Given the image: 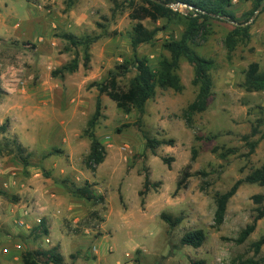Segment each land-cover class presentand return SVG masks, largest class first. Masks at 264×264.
<instances>
[{"label": "rangeland", "instance_id": "obj_1", "mask_svg": "<svg viewBox=\"0 0 264 264\" xmlns=\"http://www.w3.org/2000/svg\"><path fill=\"white\" fill-rule=\"evenodd\" d=\"M67 1L0 0V126L7 127L0 130V264H23V250L54 246L66 264H264V246L259 253L254 246L264 238V219L244 243L237 242L253 223L261 206L253 197L264 196V187L243 184L228 203L223 224L215 222L217 194L264 164V139L250 156L243 140L258 118L255 108L264 107V90L249 92L244 86L255 66L264 72V0H232L237 18L251 25L250 40L234 51L225 43L233 23L210 20L198 39L196 52L214 62V87L208 109L191 124L183 112L197 88L186 60L179 71L184 90L157 88L143 114L127 113L101 96L95 134L106 159L96 172L84 164L91 144L84 131L99 95L92 84L135 57L156 70L169 56L164 44L182 37L188 10L181 4L172 7L180 12L176 20H144L156 35L134 49L136 21L130 14L142 0H78L71 8ZM66 34L94 39L89 68L83 66L84 50L72 48ZM77 55V72L63 80L51 76ZM135 75L134 69L121 75L120 86L126 88ZM145 136L167 143L154 155ZM15 141L31 154V169L21 168ZM216 147L237 154L223 160L213 152ZM163 158L172 160L170 166ZM8 166L12 171L2 172ZM71 183H89L104 200L73 197L66 188ZM162 214L182 221L171 227ZM197 230L206 235L203 245L183 246L185 234Z\"/></svg>", "mask_w": 264, "mask_h": 264}, {"label": "trees", "instance_id": "obj_2", "mask_svg": "<svg viewBox=\"0 0 264 264\" xmlns=\"http://www.w3.org/2000/svg\"><path fill=\"white\" fill-rule=\"evenodd\" d=\"M78 0H68L66 5L68 8L74 6ZM141 4H136L132 7L130 17L136 21L131 37L132 46L137 49L140 45L153 41L156 31L147 28L143 21L146 19L156 23L161 19L176 20L180 16V12L174 10L170 5H186L188 12L185 15L186 29L178 41H172L164 44L165 49L169 53L168 57L162 58L156 70L152 69L148 61L144 58L135 57L132 61H127L116 66V71L110 72L109 76L102 82H95L92 87L98 91V99L96 110L91 119L88 121L87 129L84 135L89 138L90 151L84 160L85 166L92 172H96L98 167L105 162L106 149L103 144L97 139L95 134L96 126L102 116L101 96L105 95L116 103L119 109L130 113L137 111L140 114L145 113L146 104L149 100L156 96L157 88L163 90H174L182 92L184 85L180 77L179 71L182 60H186L193 66L194 78L193 85L197 88L195 99L187 106L183 112V117L188 125L191 124L193 118L205 112L209 107V102L213 95V78L212 71L214 70V62L207 59L196 52L194 46H197L198 39L204 35L210 20L219 19L235 24V28L227 35L225 43L230 52L234 51L239 43L249 41L251 38V25L246 24L248 20L237 18L233 11L232 0H142ZM261 2V0H260ZM259 2V3H260ZM261 6V4H259ZM64 38L69 41L72 48L81 47L84 50L83 66L89 68L91 63V55L89 53L90 45L94 39L85 38L77 39L73 35L66 34ZM80 59L78 55L68 64L52 71L51 76L63 80L67 74H73L79 70ZM136 70V75L130 80L126 88L120 86L119 77L125 75L132 70ZM245 88L249 92H259L264 90V72H259L258 66L254 70L249 71L246 75ZM2 91L0 89V95ZM1 101V98H0ZM258 118L252 127L251 133L243 137L249 152L248 156L255 153L260 141L264 139V107L258 106L255 108ZM129 125H125L128 127ZM6 126H0V130L6 131ZM121 131L120 129L118 130ZM259 136L257 140L253 138ZM146 149L150 150L154 155L156 150L165 141H160L155 138L145 136ZM201 139V138H199ZM212 137L206 138L210 141ZM17 148V159L24 167L30 165L31 154L19 142L15 141ZM213 152L218 156L227 160L229 157L236 155L235 149H213ZM195 158V155L193 159ZM171 159L163 158V162L170 166ZM186 181L178 183V190L181 189ZM257 184L264 187V164L250 172L245 178L238 180L230 190L224 194L216 196V213L215 222L220 226L223 224L227 212L228 203L235 196L239 188L243 184ZM150 182L148 177L145 179L144 187L147 190ZM69 193L79 199L87 201H103V197L97 196L92 186L87 183L84 187H78L71 183L66 186ZM144 192H141L142 196ZM7 196V195H6ZM253 200L261 206L256 209V216L253 223L248 225L237 239L238 243H244L249 236L255 231L259 220L264 219V196L255 195ZM162 219L171 227L178 226L182 219L172 218L166 214H162ZM43 226V234L49 235V231ZM206 235L202 230L186 233L181 240L183 246L200 248L205 242ZM256 253H259L264 246V238H261L254 244ZM23 264H66L64 256L60 253L59 247L54 246L47 250H23L21 254ZM199 264H204L203 262ZM241 264H259L254 260H247Z\"/></svg>", "mask_w": 264, "mask_h": 264}, {"label": "crops", "instance_id": "obj_3", "mask_svg": "<svg viewBox=\"0 0 264 264\" xmlns=\"http://www.w3.org/2000/svg\"><path fill=\"white\" fill-rule=\"evenodd\" d=\"M30 20V18L29 19H27V21H29ZM33 34H34V32H33V30L32 31H30L29 32V35H31V36H33ZM49 90V87H45V86H40L39 87V91H44V94H48L49 92H47ZM30 166V165H29ZM24 167V166H21V168L23 169V167L25 168V169H27L28 168V170L29 169H31L30 167ZM9 168V169H8ZM11 167H5L4 169V171H2V172H4V173H8V172H10V171H12V169H10ZM31 171H33V170H31ZM26 189H28V190H30V191H32V197H36V198H38L39 199V194L37 193V191L36 190H33V189H31V188H29V187H26ZM37 194H38V196H37Z\"/></svg>", "mask_w": 264, "mask_h": 264}, {"label": "water", "instance_id": "obj_4", "mask_svg": "<svg viewBox=\"0 0 264 264\" xmlns=\"http://www.w3.org/2000/svg\"><path fill=\"white\" fill-rule=\"evenodd\" d=\"M171 7H175L176 5H170ZM261 9V7L258 9V11Z\"/></svg>", "mask_w": 264, "mask_h": 264}]
</instances>
